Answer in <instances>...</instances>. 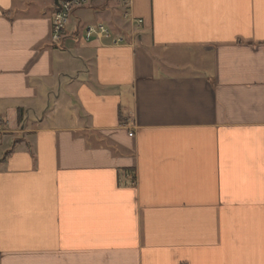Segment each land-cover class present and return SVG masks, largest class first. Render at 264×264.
<instances>
[{
	"label": "crops",
	"instance_id": "crops-1",
	"mask_svg": "<svg viewBox=\"0 0 264 264\" xmlns=\"http://www.w3.org/2000/svg\"><path fill=\"white\" fill-rule=\"evenodd\" d=\"M55 11L0 0V264H264V0Z\"/></svg>",
	"mask_w": 264,
	"mask_h": 264
},
{
	"label": "built area",
	"instance_id": "built-area-1",
	"mask_svg": "<svg viewBox=\"0 0 264 264\" xmlns=\"http://www.w3.org/2000/svg\"><path fill=\"white\" fill-rule=\"evenodd\" d=\"M89 3V0H59L56 5V11L52 21L51 41L59 43L66 34L67 25L75 11L85 7ZM128 6V5H126ZM123 19L127 20L128 13H123ZM139 25L142 21L137 22ZM84 41L90 42L94 39L99 41L108 40L112 46H121L126 44V39L123 36H114L113 32L104 24L88 25L85 27ZM4 135V130L0 124V141ZM130 137L133 134H129Z\"/></svg>",
	"mask_w": 264,
	"mask_h": 264
},
{
	"label": "rangeland",
	"instance_id": "rangeland-1",
	"mask_svg": "<svg viewBox=\"0 0 264 264\" xmlns=\"http://www.w3.org/2000/svg\"><path fill=\"white\" fill-rule=\"evenodd\" d=\"M88 21H94V19L92 20V18H89ZM95 22V21H94ZM97 22V21H96Z\"/></svg>",
	"mask_w": 264,
	"mask_h": 264
},
{
	"label": "water",
	"instance_id": "water-1",
	"mask_svg": "<svg viewBox=\"0 0 264 264\" xmlns=\"http://www.w3.org/2000/svg\"><path fill=\"white\" fill-rule=\"evenodd\" d=\"M59 0H56V5H58Z\"/></svg>",
	"mask_w": 264,
	"mask_h": 264
}]
</instances>
